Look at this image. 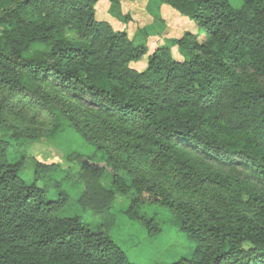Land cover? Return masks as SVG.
Segmentation results:
<instances>
[{
  "label": "trees",
  "instance_id": "trees-1",
  "mask_svg": "<svg viewBox=\"0 0 264 264\" xmlns=\"http://www.w3.org/2000/svg\"><path fill=\"white\" fill-rule=\"evenodd\" d=\"M99 1L0 0V131L52 120L40 140L66 122L95 149V164L67 157L80 166L78 213L108 226L129 197L125 215L150 233L143 210L161 206L195 243L173 264H264V0H150L159 32L133 38L97 20ZM107 1L132 20L121 8L136 0ZM172 9L205 38L168 40L133 69ZM14 150L0 137V264H133L103 227L59 215L75 174L35 161L28 182Z\"/></svg>",
  "mask_w": 264,
  "mask_h": 264
},
{
  "label": "rangeland",
  "instance_id": "rangeland-1",
  "mask_svg": "<svg viewBox=\"0 0 264 264\" xmlns=\"http://www.w3.org/2000/svg\"><path fill=\"white\" fill-rule=\"evenodd\" d=\"M149 3L150 0H136L124 3L121 8L122 12L124 14L130 13L132 19L129 23L125 24L112 15L111 11L114 9L107 0H100L95 8L96 18L99 22L111 24L116 32L129 33L128 35L131 38L140 29L150 28L153 33H156L159 32V29L148 12ZM164 18L166 20V27L159 35L161 39H155L153 36L148 39V55L139 63L132 64L133 69L140 72L145 71L147 69L148 57L158 47L166 44L168 40L180 39L187 32L198 36L200 41L205 38L206 33L203 29L198 28L192 21H184L183 17L173 9L172 11H166ZM124 29L126 30L124 31ZM68 36L74 39V35L69 34ZM39 120L41 123H35L33 120L24 123L20 126L24 130H14V132H17L21 136L13 139L12 132L2 130L0 131V137L12 142L15 146V154H23L26 157L23 176L27 181L32 176L35 161L49 165L58 164L72 176L75 174L74 178L64 186V190L69 194L71 201L59 214L61 216H73L80 211L77 201L82 191V185L77 176L80 166L77 162H69L67 157L72 153H78L83 157L82 162L95 164L96 161L90 162L88 160L94 157L95 149L87 141L83 140L66 122L62 123L61 129L55 135L44 137L40 140L33 138L32 134H40L41 130L52 126V120L50 119L46 121ZM42 125H45V129L42 128ZM120 157L124 161L127 160L124 155ZM104 161L106 162L105 158ZM105 162H102L99 166L109 170V176H112V171L107 167ZM138 166L141 170H146L145 167L142 168V164ZM65 176V173L60 174V178ZM109 176L103 181L107 187H109ZM208 192H212L213 195L216 193L215 190L207 191L208 197H211ZM195 196L199 197L200 194ZM181 197L187 200L194 199V195L183 194ZM129 203V197L117 196L112 221L109 222L108 226H106L104 219L95 217L91 213H78V215H81L83 221L94 230L103 227L123 249L128 260L133 264H173L190 257L194 251L195 243L190 241L186 234L178 230L173 215L158 205L145 207L143 213L152 220V224L157 226L155 232L152 230L149 233L146 227L138 222L130 221L125 215Z\"/></svg>",
  "mask_w": 264,
  "mask_h": 264
},
{
  "label": "crops",
  "instance_id": "crops-1",
  "mask_svg": "<svg viewBox=\"0 0 264 264\" xmlns=\"http://www.w3.org/2000/svg\"><path fill=\"white\" fill-rule=\"evenodd\" d=\"M126 29H124V31H125ZM123 31V30H122ZM137 32V31H136ZM129 34V33H128ZM130 36V35H129ZM131 38V37H130ZM153 38H155V39H161V36H157V37H153ZM134 64V63H133ZM132 66V68H133V65H131ZM140 72V71H139Z\"/></svg>",
  "mask_w": 264,
  "mask_h": 264
}]
</instances>
